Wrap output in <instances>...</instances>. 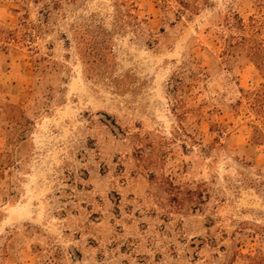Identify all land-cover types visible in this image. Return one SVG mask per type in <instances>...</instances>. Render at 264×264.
Listing matches in <instances>:
<instances>
[{"label": "rangeland", "instance_id": "obj_1", "mask_svg": "<svg viewBox=\"0 0 264 264\" xmlns=\"http://www.w3.org/2000/svg\"><path fill=\"white\" fill-rule=\"evenodd\" d=\"M0 264H264V0H0Z\"/></svg>", "mask_w": 264, "mask_h": 264}, {"label": "trees", "instance_id": "obj_2", "mask_svg": "<svg viewBox=\"0 0 264 264\" xmlns=\"http://www.w3.org/2000/svg\"><path fill=\"white\" fill-rule=\"evenodd\" d=\"M106 40H107V39H105L104 41L106 42ZM101 52H102V47H101V46L98 48V45H93V46L91 47V50H90V55H91V54H95V56L97 57V56L101 55ZM103 55H104V54H102V56H103Z\"/></svg>", "mask_w": 264, "mask_h": 264}]
</instances>
